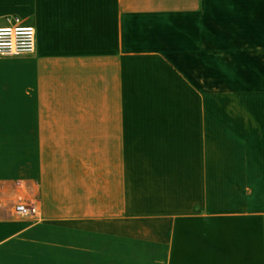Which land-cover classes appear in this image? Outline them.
<instances>
[{
	"label": "crops",
	"instance_id": "crops-1",
	"mask_svg": "<svg viewBox=\"0 0 264 264\" xmlns=\"http://www.w3.org/2000/svg\"><path fill=\"white\" fill-rule=\"evenodd\" d=\"M210 3L0 0V25L18 16L37 31L33 54L0 56V114H80L81 148L97 152L85 162L66 157L36 124L18 128L11 144L0 127V264H106V240L109 262H120L123 229L135 254L157 263L264 261L249 209L207 204L210 96L220 80L237 85L208 83L196 73L207 64L187 74L184 59L211 46L240 55L246 81L250 72L248 18L212 20L202 14ZM210 21L226 24L225 43L199 42ZM248 89L242 83V98ZM20 201L34 202L39 216H15Z\"/></svg>",
	"mask_w": 264,
	"mask_h": 264
},
{
	"label": "rangeland",
	"instance_id": "rangeland-1",
	"mask_svg": "<svg viewBox=\"0 0 264 264\" xmlns=\"http://www.w3.org/2000/svg\"><path fill=\"white\" fill-rule=\"evenodd\" d=\"M248 2L242 8L211 0L202 13L211 15L212 20L221 14L234 16L235 19V16L246 15L244 17L248 18V22L244 26H247L250 38L248 81L237 69L241 63L240 55L212 53L216 48L211 46L208 47L209 54L195 55L192 53L194 49H189L184 62L187 67H192L186 70L187 74L194 75V67L202 69L207 64L212 69H202L196 73L201 74L208 83L211 82L208 78L229 79L237 85L227 90V86H221L224 82L220 80L218 91L210 96L212 114L207 118V141L211 190L207 204L221 211L249 209L252 216L248 221L251 226L249 234L251 238L264 240V217H259L264 216V0ZM209 25V30L198 32L199 42L206 37L224 43L229 39L224 31L225 23L210 21ZM247 82L249 89L243 91L242 101V83L245 85ZM80 123V114H0V127L8 128L11 144L18 143V128H29L36 124L58 139L57 152L62 151L66 157L85 162L96 157L97 152H87L81 148ZM125 225L123 223V227ZM130 233L128 230L122 231L120 262H109L114 249L106 240V264H163L151 261V257L135 254L138 248L135 246L136 240L130 239ZM115 254L117 259V251ZM236 264H264V261Z\"/></svg>",
	"mask_w": 264,
	"mask_h": 264
},
{
	"label": "built area",
	"instance_id": "built-area-1",
	"mask_svg": "<svg viewBox=\"0 0 264 264\" xmlns=\"http://www.w3.org/2000/svg\"><path fill=\"white\" fill-rule=\"evenodd\" d=\"M7 23L0 25V56L33 54L36 50V27L26 24L18 16H9ZM39 207L34 202H18L15 216L37 218Z\"/></svg>",
	"mask_w": 264,
	"mask_h": 264
}]
</instances>
